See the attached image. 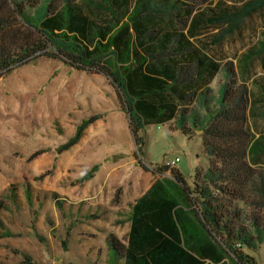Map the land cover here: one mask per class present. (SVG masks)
<instances>
[{
    "label": "trees",
    "instance_id": "obj_1",
    "mask_svg": "<svg viewBox=\"0 0 264 264\" xmlns=\"http://www.w3.org/2000/svg\"><path fill=\"white\" fill-rule=\"evenodd\" d=\"M176 1L190 16L212 0ZM173 7L159 8L152 0H0V78L42 56L103 74L119 93L142 155L147 125L169 122L189 137L203 133L208 170L198 172L192 186L177 171L174 179L157 181L132 207L127 245L109 235L114 264H257L250 252L264 245V167L252 164L246 86L238 85L229 63L218 97L210 88L186 92L198 80L196 70L206 65L202 59L175 70L155 67L172 50L155 54V46L147 45L141 54L132 41V34L141 45L146 37L154 39L159 31L148 25L172 22L179 15ZM94 121L83 124L65 150L78 144ZM97 170L94 166L75 184L91 180ZM52 198L62 210L60 196ZM33 262L26 255L20 264Z\"/></svg>",
    "mask_w": 264,
    "mask_h": 264
},
{
    "label": "rangeland",
    "instance_id": "obj_2",
    "mask_svg": "<svg viewBox=\"0 0 264 264\" xmlns=\"http://www.w3.org/2000/svg\"><path fill=\"white\" fill-rule=\"evenodd\" d=\"M251 26L252 23L242 36L230 39L227 47H223L225 64H240L244 52L257 41L258 31ZM250 69H260L259 63H252ZM94 118L96 121L89 124L95 129L91 137L65 150L79 128ZM141 136L145 137L143 155L136 145L124 104L111 81L103 74L73 68L62 57H38L0 78V166H9L11 158L19 156V152L33 153L48 148L56 156L66 153L63 163L59 158L52 170L53 180L61 179L56 184L61 193H66L61 188H71L78 177L85 176L94 166L100 169L114 163H131L126 175L134 181L139 178V168L148 171L154 180L174 179L173 171L178 170L188 186H192L198 172H206L210 166L204 152L203 133L189 137L179 129L173 130L171 124H151ZM176 159H179L176 166L166 169ZM43 183L44 180L38 182ZM34 193L32 229H27L30 232L22 236L14 234L13 242L22 243L18 244V254L13 253L12 245H0V263L20 264L28 255L34 264H91L88 258L77 253L74 236L68 238L66 246L62 242L66 232L78 224L74 220L78 216L77 205L71 208L64 204L59 210L52 193ZM121 194L118 189L116 201ZM11 207L7 205L4 215L0 214V233L3 229H16L9 221L12 210L14 212ZM23 207L17 203L15 210L19 209L24 216ZM23 216H20L22 225ZM50 224L55 227L52 233ZM250 254L257 264H264V245Z\"/></svg>",
    "mask_w": 264,
    "mask_h": 264
},
{
    "label": "crops",
    "instance_id": "obj_3",
    "mask_svg": "<svg viewBox=\"0 0 264 264\" xmlns=\"http://www.w3.org/2000/svg\"><path fill=\"white\" fill-rule=\"evenodd\" d=\"M152 2L159 8L174 4L173 8L177 9L179 15L172 17V22L169 23L148 25L149 29L156 28L159 31L154 39L150 38L152 36L146 37L141 45L142 43H136L135 35L132 34V41H135V47H138L141 54L142 47L147 45L155 46V54H163L165 51L172 50L171 54L156 60L155 67L162 66L163 69L175 70L180 65L194 66L198 58L202 59L206 65L201 66L200 71L193 69L199 73L196 76L198 80L190 85V88H186L184 90L186 92L196 89L198 93H201L210 88L212 95L218 97L228 76L229 63L225 64L227 60L222 57L223 47H227L230 39L237 35L242 36L243 31L250 27V23H252L251 28L258 31L257 41L244 52L239 60L240 64L231 63L238 85L246 86L248 90V128L253 144L252 164L255 167H264V0H212L211 4L196 8L190 16L179 10L181 4L176 0H152ZM231 17L238 18L217 23L218 18ZM241 38L244 40L243 37ZM256 62L259 63L260 69L251 70V64ZM142 74H146L145 70ZM179 105L193 107L194 103H179ZM94 130L93 125L89 126L79 143L87 141ZM38 151L43 152L30 160L32 155ZM38 151L19 152V156L14 155L11 158L9 166H0V206H2L0 214L4 215V208L7 205L12 206L14 212L12 210L13 215L10 216L12 218L9 221L13 222L16 228L14 231L2 230L0 236L7 231L13 236L0 237V245L10 244L14 249L13 253L18 254V244L22 243L13 242L14 234L22 236L27 233V229H32L34 191L37 193L48 191L52 193L51 197L53 193L66 196L64 199L60 196L63 208L64 204L68 207L77 205L78 216H75L74 220L78 224L72 225L73 227L66 232L65 240L74 236L77 242V253L83 258H88L91 264H114L107 245L109 235L114 234L123 244L127 245L132 228L133 205L161 179L154 180L148 171L144 172L138 167L139 178L134 181L126 175L130 171L131 163L121 162L123 164L114 163L111 166H102L91 180L81 185L75 183L84 176L78 177L71 188H61L66 190V193H61L56 186L61 179L53 180L52 170L58 164L59 158L60 163H63V158L67 157L66 153L56 156L48 148ZM257 162L259 163L256 164ZM49 171L51 175L40 179ZM42 180L44 183L38 184ZM118 189L122 194L116 201ZM17 203L24 206L25 217L21 215L19 209L15 210ZM20 216L24 217L23 225L20 224ZM43 219L42 216L40 219L42 223ZM40 220L38 219V223ZM51 226L50 232L52 233L55 227ZM7 228L11 227L7 226ZM81 239L82 242L79 241ZM193 252L198 253L196 250Z\"/></svg>",
    "mask_w": 264,
    "mask_h": 264
},
{
    "label": "built area",
    "instance_id": "obj_4",
    "mask_svg": "<svg viewBox=\"0 0 264 264\" xmlns=\"http://www.w3.org/2000/svg\"><path fill=\"white\" fill-rule=\"evenodd\" d=\"M179 159H176L174 162H172L171 164L167 165L166 167L169 168H174L176 166V164L178 163Z\"/></svg>",
    "mask_w": 264,
    "mask_h": 264
},
{
    "label": "water",
    "instance_id": "obj_5",
    "mask_svg": "<svg viewBox=\"0 0 264 264\" xmlns=\"http://www.w3.org/2000/svg\"><path fill=\"white\" fill-rule=\"evenodd\" d=\"M199 134H201L202 132H198Z\"/></svg>",
    "mask_w": 264,
    "mask_h": 264
}]
</instances>
